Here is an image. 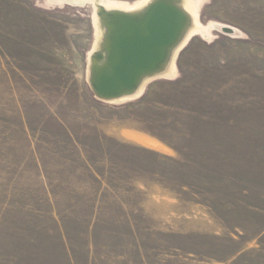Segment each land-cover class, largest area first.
<instances>
[{
	"label": "rangeland",
	"instance_id": "1",
	"mask_svg": "<svg viewBox=\"0 0 264 264\" xmlns=\"http://www.w3.org/2000/svg\"><path fill=\"white\" fill-rule=\"evenodd\" d=\"M191 7L175 76L109 102L90 2L0 0V264H264V0Z\"/></svg>",
	"mask_w": 264,
	"mask_h": 264
},
{
	"label": "bare ground",
	"instance_id": "2",
	"mask_svg": "<svg viewBox=\"0 0 264 264\" xmlns=\"http://www.w3.org/2000/svg\"><path fill=\"white\" fill-rule=\"evenodd\" d=\"M60 1L72 4L90 2L93 6V22L97 37L88 56L87 83L99 98L109 102L136 98L144 91L147 84L155 79H172L177 70V58L192 37L209 34L205 27L207 25L201 23L199 15L191 7L196 0H142L135 5L129 4V6H109L106 0ZM159 3L172 6L181 16L173 41L160 49L159 60L153 61L149 69L138 73L134 86L121 88L111 94L100 91L101 80L112 73V65L116 62L118 56L116 41L120 35L130 32L132 25H141L152 7ZM220 28L237 34V30L231 26Z\"/></svg>",
	"mask_w": 264,
	"mask_h": 264
},
{
	"label": "water",
	"instance_id": "3",
	"mask_svg": "<svg viewBox=\"0 0 264 264\" xmlns=\"http://www.w3.org/2000/svg\"><path fill=\"white\" fill-rule=\"evenodd\" d=\"M180 17L175 8L159 3L152 7L141 25H132L130 32L121 34L116 41L118 56L112 73L101 80L100 91L111 94L134 86L138 73L159 60L160 49L175 38Z\"/></svg>",
	"mask_w": 264,
	"mask_h": 264
}]
</instances>
